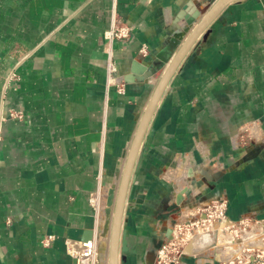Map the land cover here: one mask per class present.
Segmentation results:
<instances>
[{"label": "crops", "instance_id": "obj_1", "mask_svg": "<svg viewBox=\"0 0 264 264\" xmlns=\"http://www.w3.org/2000/svg\"><path fill=\"white\" fill-rule=\"evenodd\" d=\"M215 1L117 0L119 15L135 29L129 43L115 46L118 75L130 74L134 60L165 68L183 43H173L186 24L177 22L182 9L192 2L186 14L193 16ZM114 6L0 0V264H78L65 242H86L92 232L94 240L102 231L91 195L103 198L116 183L157 84L108 87L104 36ZM208 30L171 80L146 137L133 195L146 199L126 227L128 264L143 262L140 245L167 237L162 228L174 218L167 217L172 205L222 195L231 220L264 222V0L229 5ZM15 45L35 53L3 102ZM143 47L146 56L139 55ZM12 111L24 118L10 119ZM48 235L56 240L45 248Z\"/></svg>", "mask_w": 264, "mask_h": 264}, {"label": "built area", "instance_id": "obj_2", "mask_svg": "<svg viewBox=\"0 0 264 264\" xmlns=\"http://www.w3.org/2000/svg\"><path fill=\"white\" fill-rule=\"evenodd\" d=\"M135 29L132 25L128 24L117 11V0L115 6L111 11L110 28L105 32V53L107 55V82L108 87H117L119 92L123 91L124 80L123 77L118 75L116 65L115 46L117 44L129 43L134 38ZM34 50H27L19 45H15L10 51V56L15 59V64L4 79L2 101H6L9 91H16L21 82L20 70L24 64L32 58ZM148 51L145 47L139 50V55L146 56ZM10 119L22 120L24 113L22 111H12L7 115ZM240 143V138L234 137V140ZM254 141H260V138H254ZM234 143H236L234 141ZM191 182L185 188L190 189ZM184 189V188H183ZM181 192V191H180ZM179 194V193H178ZM196 195V193H195ZM97 194L91 195V203L96 208L95 200ZM180 206V205H179ZM187 210L186 213L183 210ZM181 210V215H174L173 220L169 223V228L172 230L170 237H165L162 246L157 250L155 264H191V258L197 259L195 264H264V244L253 245L250 244L241 253H236L226 259H219L217 254L219 252L218 243L214 241V245L210 250H201L195 255H189L185 251L191 243L196 234L214 233L215 238L219 235L221 228L226 226V231H231L234 227L246 224L247 229L248 221L241 220L235 222L228 216V200L224 196H218L210 200L193 203L186 206ZM186 214V217H184ZM261 227L264 228V222ZM56 240L54 235L44 236L41 244L45 248L51 247ZM94 239L93 241H95ZM234 242L236 240L234 239ZM69 254L77 261L78 264H95L94 255L89 250L88 242L67 240L65 242ZM212 251V254H208ZM216 255V256H215ZM206 258H213L212 261ZM203 260L206 262L204 263ZM215 260V261H213ZM220 260V261H218ZM203 262V263H202Z\"/></svg>", "mask_w": 264, "mask_h": 264}, {"label": "water", "instance_id": "obj_3", "mask_svg": "<svg viewBox=\"0 0 264 264\" xmlns=\"http://www.w3.org/2000/svg\"><path fill=\"white\" fill-rule=\"evenodd\" d=\"M239 0H216L211 7H204L205 9H197L193 16H187L186 10L193 9L194 4L189 2L188 5L182 9L178 15L177 22L185 20V27L174 34L173 43L183 41L180 48L175 53L169 64L160 70H153L151 67L134 60L130 74L123 77L126 83H148L152 79L157 80L156 87L152 96L144 110V113L139 121L131 145L124 153V167L122 172L117 173V178L120 177L119 183H114L107 196L106 221L99 235V260L101 264L106 263V252L108 243L110 245V260L109 264H127L128 253L130 246L128 241V229L126 225L129 222L128 210L134 209L136 205H142L145 202L146 196L143 194L137 195L133 199L134 187L137 182V172L143 158V148L146 137L150 131L152 122L154 120L157 109L162 101V98L180 65L190 52L192 48H198L202 42L206 41L211 33L208 30L209 26L216 20L222 11L229 5ZM202 16V17H201ZM201 17V18H200ZM196 24V25H195ZM192 30V31H191ZM202 36V39H198ZM136 74H140L136 76ZM188 192L187 188L181 190L177 195V205H181L185 200V194ZM130 201L133 203L130 204ZM113 210V221L111 227L110 242L107 239L108 235V217ZM162 231L167 237H170L172 230L166 225L163 226ZM92 232V231H91ZM94 233H89L86 242L93 241ZM213 237L214 233H211ZM214 243V242H213ZM212 243V244H213ZM196 240L191 241L186 249V253L193 255L203 250L199 248L196 250ZM157 255V248L152 243L148 246L143 256L144 264H155Z\"/></svg>", "mask_w": 264, "mask_h": 264}, {"label": "rangeland", "instance_id": "obj_4", "mask_svg": "<svg viewBox=\"0 0 264 264\" xmlns=\"http://www.w3.org/2000/svg\"><path fill=\"white\" fill-rule=\"evenodd\" d=\"M181 160L183 162L186 161V160H184L182 158H181ZM179 178H180V176H179ZM191 184H192L191 186H193V183H191ZM107 195L108 194H105L103 196V198L100 197V202L97 204V206H98L97 207V215H98V221H99L98 225H101V224H103L106 221V214H105V212H106V209H107ZM190 196L192 197L193 196V193L190 194ZM132 203L133 202L130 201V204H132ZM182 207L179 208V207H175L173 205L170 206V208H172V209L174 208V210H170L169 213H168L169 215H167V217L170 218V216L173 215V214H176V215H179L180 216L181 215V212H182L181 210L185 209V208H182ZM132 211H133V209H129L128 212H127L128 213V216H129V222H130V219H131V217L133 215V212ZM186 211H187L186 209L183 210L184 213H186ZM184 217H186V214H185ZM103 225L101 226V230L104 227ZM245 226H246V224H241V225H238V226L234 227L233 229H231V231H227V232L224 231V232L220 233V236L218 237V244H219L218 247H219V255L221 257L226 258L228 256H231L234 253H241L250 244H253V245H256V244L257 245H262V244H264V242H263L264 241V233H263L264 232V228L261 227L260 224H258L256 222L254 223L253 221H250L248 223L247 229H245ZM126 227H128V224L126 225ZM146 231H147V234H150L151 233V229L149 228V226H147ZM101 232L102 231L98 232L99 235L101 234ZM251 232H253V233L254 232H257V234L255 235L254 238H253ZM99 235H98V237H99ZM98 237L96 238V241L98 243V245H97V255L99 256V249H98V247H99L100 239ZM107 239L109 240V237H107ZM129 239L131 240V238L128 236V241H130ZM160 239L161 238H159L157 236L156 237L154 236L153 237V241L151 242L154 245V247L157 248V250L163 244L162 239L161 240ZM222 239L225 240V241H222ZM234 239L236 240V242H234ZM209 243H210L209 240H206V242L204 244H202L201 246L203 247V245H207ZM213 246L214 245H207L203 250H205V251L206 250H210ZM144 247H145L144 245H142V246L140 245V248L139 249L140 250L144 249V254H145V251H146L147 247H145V248ZM197 248H201V247H197ZM212 253L213 252H211V254ZM129 256L130 255H128V260H129ZM135 259H136V256H135ZM211 259H213V258H209V259L206 258V260H208V261L209 260L212 261ZM195 261H197V259L195 260V258H191V262H192L191 264H195ZM213 261H215V260H213ZM218 261H220V260H218ZM128 262H127V264H128ZM214 263L215 264H218V262H216V261ZM99 264H101V263H99ZM138 264H144V260L141 263H140V261H138Z\"/></svg>", "mask_w": 264, "mask_h": 264}, {"label": "bare ground", "instance_id": "obj_5", "mask_svg": "<svg viewBox=\"0 0 264 264\" xmlns=\"http://www.w3.org/2000/svg\"><path fill=\"white\" fill-rule=\"evenodd\" d=\"M205 154H206V152H205ZM181 158V157H180ZM123 168V167H122ZM182 169V168H181ZM180 169V167H179V171L181 170ZM188 169H189V167H188ZM122 170L123 169H121V172H122ZM185 174V173H184ZM188 175H189V170H188V172H187V175L184 177V179L185 178H187L188 177ZM119 180H120V177H118L117 179H116V183L118 184L119 183ZM177 181V180H176ZM183 181V180H182ZM185 181V180H184ZM108 196V195H107ZM100 202V197L99 196H97V199L95 200V205H96V210H97V204ZM108 209V208H107ZM101 216V215H100ZM108 217V219H107V221H108V227H109V230H108V237H109V242H110V236H111V227H112V221H113V210H112V212L110 213V215L109 216H107ZM104 219V218H103ZM170 224V223H169ZM169 224L167 225L168 227H169ZM227 229H226V226H223L222 228H221V231H220V233H222V232H227L226 231ZM220 233H219V235L217 236V238H215V237H213L211 234H206V233H199V234H196L195 235V237L193 238V240H196V248L197 247H201V248H205L207 245H211L214 241H216L217 243H218V237L220 236ZM264 233V232H263ZM251 234H252V236H253V238L255 237V235L257 234V232H251ZM192 240V241H193ZM206 240H209V244H207V245H203V247L201 246L202 244H204L205 242H206ZM96 241V240H95ZM95 241H91V242H88V244H87V246H88V248H89V250H91L92 252H93V255H94V262H96L95 264H99L100 263V260H99V256L97 255V245H98V243H97V241L95 242ZM222 241H225V240H223L222 239ZM264 242V241H263ZM218 246H219V244H218ZM199 248H197L196 250H198ZM218 249H219V247H218ZM224 249V248H223ZM211 252L212 251H209V253L208 254H211ZM234 254H236V253H234ZM234 254H232V255H234ZM231 255V256H232ZM106 264H109V260H110V245H109V243H108V247H107V252H106ZM216 256V255H215ZM217 257L219 258V259H226V258H228V257H230V256H228V257H226V258H223V257H221L220 255H219V252H218V254H217ZM203 262L205 263L206 261L205 260H203ZM202 262V263H203Z\"/></svg>", "mask_w": 264, "mask_h": 264}]
</instances>
